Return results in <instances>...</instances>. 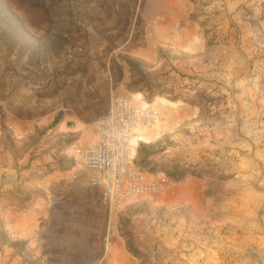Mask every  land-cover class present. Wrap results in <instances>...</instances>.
<instances>
[{
	"label": "rangeland",
	"instance_id": "obj_1",
	"mask_svg": "<svg viewBox=\"0 0 264 264\" xmlns=\"http://www.w3.org/2000/svg\"><path fill=\"white\" fill-rule=\"evenodd\" d=\"M0 6L22 11L0 21V264H181L173 253L264 264V0ZM28 8L50 16L45 33L30 30ZM135 92L182 109L172 131L135 148L161 195L112 211L74 156L77 126ZM30 108L45 115L16 128L11 113ZM188 181L208 204L199 217L177 205ZM191 214L183 232L176 216ZM205 223L213 234L186 243Z\"/></svg>",
	"mask_w": 264,
	"mask_h": 264
},
{
	"label": "built area",
	"instance_id": "obj_2",
	"mask_svg": "<svg viewBox=\"0 0 264 264\" xmlns=\"http://www.w3.org/2000/svg\"><path fill=\"white\" fill-rule=\"evenodd\" d=\"M137 122L138 112L132 101L116 94L109 109L94 121L98 137L95 145L79 143L74 147V156L91 173L92 184L100 188L103 202L112 211L162 188L157 180L149 181L147 174L136 167L135 157L130 156L129 146L136 135ZM185 164L189 166L190 161ZM213 231L207 224L190 227L186 243L194 245L197 237L212 235Z\"/></svg>",
	"mask_w": 264,
	"mask_h": 264
},
{
	"label": "bare ground",
	"instance_id": "obj_3",
	"mask_svg": "<svg viewBox=\"0 0 264 264\" xmlns=\"http://www.w3.org/2000/svg\"><path fill=\"white\" fill-rule=\"evenodd\" d=\"M129 95L130 100L138 112V122L135 126L136 135H134L129 146L130 156L134 158L137 151L135 148L137 143L139 144V140L152 142L160 138L164 133L174 129V125H176V116L182 109V104L181 102L172 101L166 96H156L151 101H147L142 92H135ZM77 127L83 132L81 136L82 143L84 142L94 146L98 137L94 133L93 126L90 124L82 125L78 123ZM147 178L149 181L154 180L153 176L148 177L147 175ZM186 187L188 188V186ZM179 190L183 191L182 187ZM18 232H20V230H18Z\"/></svg>",
	"mask_w": 264,
	"mask_h": 264
},
{
	"label": "crops",
	"instance_id": "obj_4",
	"mask_svg": "<svg viewBox=\"0 0 264 264\" xmlns=\"http://www.w3.org/2000/svg\"><path fill=\"white\" fill-rule=\"evenodd\" d=\"M22 12V11H21ZM21 12L18 13V16L16 15L17 18L20 17ZM40 10L37 9H33L31 10V8H28L26 10H24L23 16L26 18V20H28V25L29 28L32 32H36L39 34H43L47 31L48 29V24H49V20H50V16L45 14L42 15L40 13ZM14 13V12H13ZM15 14V13H14ZM31 106V105H29ZM29 112H20V111H15L14 113H11L10 115V119L12 121V123L16 126V128H20V127H24L25 125L29 124L30 122H37L38 120L42 119V117L45 115V110L43 111L42 109H32ZM65 125H63L64 127ZM188 186V188L186 187ZM183 189V191H180L179 189ZM179 192L178 193V203L177 205L181 206L183 203L187 204L188 207L190 206V208H193L194 210V215H197L199 217L200 213H205L206 210L208 209V204L207 202L203 199L200 198V196H198V192L195 189V184L193 182H186L182 185L179 186V188L177 189ZM152 194V193H149ZM161 195V192L156 193L155 196H159ZM180 211V210H179ZM193 216V214L187 216V215H178L176 216L178 223L181 226H178V228H180L183 232H185L187 230V226L185 225V223L191 222V223H195L197 221H199L197 218ZM206 218L208 220H211V216H206ZM207 225L210 226H215L213 224L210 223H205ZM191 227V226H190ZM189 227V228H190ZM188 228V229H189ZM173 260L177 261L178 259L184 257V260H182L181 264H195V261L197 260L196 258L199 256V254L196 253H191L188 254V256H186L185 254L180 253L179 255L174 254ZM197 255V257H196ZM209 258H206L204 260V263L202 264H206Z\"/></svg>",
	"mask_w": 264,
	"mask_h": 264
},
{
	"label": "trees",
	"instance_id": "obj_5",
	"mask_svg": "<svg viewBox=\"0 0 264 264\" xmlns=\"http://www.w3.org/2000/svg\"><path fill=\"white\" fill-rule=\"evenodd\" d=\"M36 4H38V3H36ZM9 14H12V16H15L16 17V15L13 13V11H12V9L10 7L9 8L8 7L5 8L3 6H0V17H1L0 18V21L4 20L5 17H6V15L9 16ZM60 118H61V115L59 114L57 116V118H56V121H59ZM183 175H184V173L181 174V176H183Z\"/></svg>",
	"mask_w": 264,
	"mask_h": 264
}]
</instances>
